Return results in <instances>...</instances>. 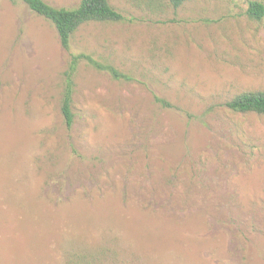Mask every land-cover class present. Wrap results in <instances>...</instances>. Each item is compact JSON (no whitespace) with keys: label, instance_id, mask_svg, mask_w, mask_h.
Returning <instances> with one entry per match:
<instances>
[{"label":"rangeland","instance_id":"obj_1","mask_svg":"<svg viewBox=\"0 0 264 264\" xmlns=\"http://www.w3.org/2000/svg\"><path fill=\"white\" fill-rule=\"evenodd\" d=\"M107 1L122 19L81 25L66 50L0 0V264H264V115L225 106L264 90V14ZM79 54L130 80L79 58L67 127Z\"/></svg>","mask_w":264,"mask_h":264},{"label":"trees","instance_id":"obj_2","mask_svg":"<svg viewBox=\"0 0 264 264\" xmlns=\"http://www.w3.org/2000/svg\"><path fill=\"white\" fill-rule=\"evenodd\" d=\"M14 1V0H11ZM24 2L33 12L50 21L57 32L61 46L69 48V42L74 32L83 24L88 22H118L122 16L117 12L107 0H80L75 8H56L49 5L44 0H20ZM188 0H169L170 4L177 8ZM251 19L260 20L264 14V3L253 0L249 1L246 11ZM79 58H85L98 70H106L113 79L130 80V77L117 70L109 64L100 63L90 56L79 54L73 57L65 71V85L61 98V114L67 127L73 122L71 110L72 94L74 82L72 75L76 69V62ZM164 105L168 102L156 98ZM225 106L237 113H256L264 115V90L243 91L233 96L225 102Z\"/></svg>","mask_w":264,"mask_h":264}]
</instances>
